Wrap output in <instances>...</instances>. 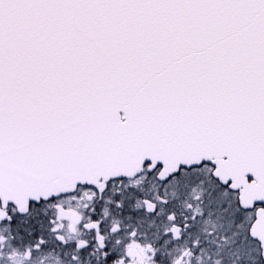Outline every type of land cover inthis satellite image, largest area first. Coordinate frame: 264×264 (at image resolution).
Listing matches in <instances>:
<instances>
[{"label": "snow or ice", "instance_id": "obj_1", "mask_svg": "<svg viewBox=\"0 0 264 264\" xmlns=\"http://www.w3.org/2000/svg\"><path fill=\"white\" fill-rule=\"evenodd\" d=\"M0 264H264V0H0Z\"/></svg>", "mask_w": 264, "mask_h": 264}]
</instances>
